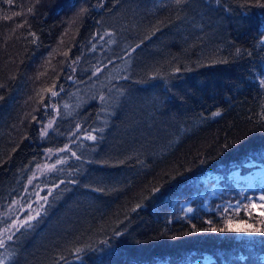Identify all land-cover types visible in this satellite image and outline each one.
Masks as SVG:
<instances>
[{
  "label": "trees",
  "instance_id": "trees-1",
  "mask_svg": "<svg viewBox=\"0 0 264 264\" xmlns=\"http://www.w3.org/2000/svg\"><path fill=\"white\" fill-rule=\"evenodd\" d=\"M261 5L0 0V206L67 147L4 264H264L261 215L196 196L264 169Z\"/></svg>",
  "mask_w": 264,
  "mask_h": 264
},
{
  "label": "rangeland",
  "instance_id": "rangeland-1",
  "mask_svg": "<svg viewBox=\"0 0 264 264\" xmlns=\"http://www.w3.org/2000/svg\"><path fill=\"white\" fill-rule=\"evenodd\" d=\"M70 69H73V63L71 64ZM62 87H60V90L55 93H60L62 91ZM54 120L55 117L50 116L47 117L46 120L39 123L40 138H44L49 133ZM66 148L67 147L64 146L61 149H57V147L43 149L41 161L37 165L30 168L28 182L23 193L9 203H5L0 206V240H4V246L0 247V260L3 261V264L10 257L9 246L17 231L24 226H29L44 209L46 198L42 193V190L44 189L42 177L53 167L48 160L51 161V157L56 152ZM232 178L234 179V188L232 193L224 191V185L220 182L218 183V181H214L202 192H200L199 195L203 201L202 206L209 208L210 203L217 196V194L221 193V195H223L225 192L227 196L225 203L228 206L239 208L241 201L244 203L253 202L258 205L261 221H264V219H262L264 217V200L261 199V197H264V169H259L254 173H246L244 175L235 173L232 175ZM183 209L186 213L192 211L190 203L184 204ZM235 223L237 229H243V231L252 230V223L249 219L246 221H237ZM8 236H11L12 239H7ZM199 264L211 263L204 261Z\"/></svg>",
  "mask_w": 264,
  "mask_h": 264
},
{
  "label": "snow or ice",
  "instance_id": "snow-or-ice-1",
  "mask_svg": "<svg viewBox=\"0 0 264 264\" xmlns=\"http://www.w3.org/2000/svg\"><path fill=\"white\" fill-rule=\"evenodd\" d=\"M261 6L264 7V5H261ZM260 83H261L262 86H264V80H262ZM52 95H56V93L55 92H52ZM213 115H219V113L218 112L217 113H213ZM87 138L88 139H92V140L96 139V137L95 136H92V135H89ZM261 199L264 200V197H261ZM220 230L223 231L224 229H220ZM230 230H233V231H243V229H230ZM252 231H261V230L260 229H252ZM7 239L11 240L12 237L11 236H8ZM3 246H4V240H0V247H3ZM77 251H79V249ZM0 264H3V261L2 260H0Z\"/></svg>",
  "mask_w": 264,
  "mask_h": 264
},
{
  "label": "bare ground",
  "instance_id": "bare-ground-1",
  "mask_svg": "<svg viewBox=\"0 0 264 264\" xmlns=\"http://www.w3.org/2000/svg\"><path fill=\"white\" fill-rule=\"evenodd\" d=\"M41 121H44V120H41ZM41 121H39L38 122V133H39V123L41 122ZM15 199V198H14ZM12 201V200H11ZM10 201H8V202H5V203H9ZM198 212V210H194V212H189V213H197Z\"/></svg>",
  "mask_w": 264,
  "mask_h": 264
}]
</instances>
